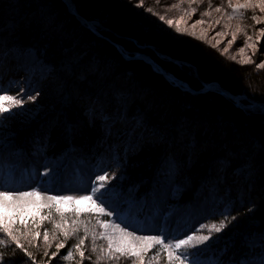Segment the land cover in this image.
I'll use <instances>...</instances> for the list:
<instances>
[{"label": "trees", "instance_id": "obj_1", "mask_svg": "<svg viewBox=\"0 0 264 264\" xmlns=\"http://www.w3.org/2000/svg\"><path fill=\"white\" fill-rule=\"evenodd\" d=\"M217 1L222 4L220 11L226 10L225 5L228 0H209V2L207 0H159V2L158 0H143V3L151 9L150 13L155 15L161 13L164 16L168 15L167 18H180L189 17L191 13H194L193 15L197 14L199 18L204 10L208 12L212 2ZM69 2L73 10L85 18L95 31L103 36L96 35L72 15L63 0H0V30L16 20V16L21 17L20 15L26 12V15H22L20 21L17 22V26L7 32H0V43H4L2 47L10 48L9 45H15L23 50L32 49L42 63L50 66L52 72H46L43 76L37 71L26 73L29 80L25 87L29 88L31 95L37 96V92L39 95L34 102L26 101L28 105L25 106L30 112L28 116H31L26 118L31 122L30 133L33 138L28 137L22 145H38L47 156H52V151L56 155L64 153L75 156L84 163L92 162L94 167H98L99 164L109 172L114 162L108 167V146L115 141V137H123L121 144L125 154L123 155L124 150H120L117 154L119 159L117 171H122L120 173L126 177L130 176L132 180H129V183L132 188L134 187L135 193L138 192L144 196H148L152 191L151 181L157 171V165L163 163L166 157L176 158L174 154L180 148V155L185 157L186 161L184 166L178 167L174 173L178 187V196L174 202L185 204L194 196L193 192L196 193L195 186L204 187L215 183L216 188L219 189L216 190L220 198L219 209L224 206L223 204L233 206L226 227L231 228L237 225L239 229L229 231L226 227L224 228V234L230 241L223 244L221 248L223 254L218 259L231 264L232 259L243 261L264 252V206L247 213L244 211L249 206L247 203L250 199L254 195L257 196L254 190L255 185H260L264 189V114L244 107L247 104L245 99L239 100L240 104H237L234 99L218 91L192 93L182 90L168 82L143 60L123 58L114 44L121 49H127L130 53L148 55L166 70V73L186 83L194 91H198L204 82L211 81L213 84H219L232 96L244 95L259 103H264V70L252 69V66L246 64L241 66L221 54L214 46H210L193 35H177L172 32L170 34L151 22V24L144 22L142 18L141 22L137 16L131 19V25H127L123 17H130L135 13V5L139 0H69ZM161 9H167L168 13ZM31 13H37L39 17L44 18L43 26L50 27L53 31L46 35L41 29L46 27L39 26L38 29L34 27V24L31 25V22L27 21V15ZM206 17L204 20H212V16ZM60 21L74 23L80 28L82 36L86 35L93 44L95 43L93 48H98L97 54L86 49L89 46L84 49L78 38H73L72 44L69 43L70 28L69 30L64 29L66 31L61 34L60 29L56 28ZM137 22L139 26L136 25ZM262 45L264 46L261 42V47ZM61 47L62 51L59 49ZM261 47L263 51L264 48ZM76 49L77 53H75ZM7 50L3 49V51ZM102 53L112 61L113 65L107 71L109 74L117 66L118 70L124 71V77L128 78L118 80L113 76L110 79L107 76L108 73H105L101 76L99 85L92 82L91 74L85 73L80 84L76 85L75 81H72L67 86L68 90L63 94L61 104L59 100L54 107L53 98L50 99V104L45 102L43 94L47 90V83L56 72L61 73L64 70L61 61L63 57L60 55L64 57L72 55L71 57L78 58L77 65L81 69L82 65H85V69H96L97 63L91 65L90 59L91 57L94 59V56L97 59L102 58ZM80 54L82 56L88 54V57H81ZM170 58L186 63L191 71L186 67L181 68L169 62ZM1 65L4 64L0 62ZM118 70L113 73L122 76ZM188 71L191 74H187ZM3 72L0 69V77ZM110 81L111 85H108ZM139 81L146 82L144 85L149 87L150 92H145L150 95L143 93L144 91H135V86ZM20 84L21 82L18 81L16 89H21ZM121 91L126 96L120 100L117 99L116 94ZM14 93L15 90L9 92L11 95ZM165 98H171L174 101L171 100L170 104L166 102V105L165 102L157 105L159 110L154 108L156 104L154 100ZM34 106L39 108L33 110ZM72 107H74L75 114L72 113ZM93 108L97 110L94 122L91 111ZM177 113L184 116V119L176 123ZM103 116L107 122L106 132H100L97 129ZM77 123L82 125L81 129ZM200 123L205 124L203 130L200 131L201 135L196 129ZM10 126L14 127L13 124ZM175 126L179 134L174 132L177 129L174 128ZM182 129L186 131V135L181 133ZM137 130L143 135L140 144L139 141L133 139L134 135L138 134ZM172 130L174 140H172L173 143L168 142L169 149L163 150L166 144L161 143L163 145L161 150L152 149L144 155V158L141 157L143 160L138 159L139 154L144 153L147 148L144 145L146 142L144 135L148 136V133H152L159 140L164 135L170 134ZM25 133L27 135L28 132ZM212 134L221 141L217 142ZM234 134L236 138L233 137ZM21 138L22 135H18V139L21 140ZM148 139L151 138L148 136ZM182 143L184 146L181 145ZM54 154L53 156H56ZM202 156L209 158L206 163L203 161L204 166L201 165L203 162L199 158ZM176 159H174L175 162ZM180 171L183 174H180ZM227 175H232V179L237 181L236 190L234 187L233 190L231 188L226 190L225 187L223 190L220 189L221 181H218V178L225 180ZM242 179L246 180L245 184L240 181ZM243 194L246 200L240 199L239 201ZM56 213L58 212L53 208L42 210L38 214L39 217H34L33 221H28L25 225L10 227L11 235L0 233V241H2L0 242V264H24L29 260L28 253H31L36 264H127L123 260L97 259L102 255L100 248L106 249L101 239L93 240L94 234L98 236L100 233V227L97 224L99 217L93 214H80L74 218L71 213L65 212L63 214L69 217L70 221L59 224ZM213 216L215 219L208 218ZM233 216L236 217L235 220L232 219ZM208 217L205 219L206 223H218L223 219L217 215V212ZM74 219H76L75 223ZM56 225L60 227L57 228ZM45 230L48 231L47 241L43 240ZM74 230L77 231L73 235ZM64 233H69V235L66 247L60 249V254L72 248L74 258L63 261L58 255L49 259L51 253L56 251V245L65 242ZM248 237H258V244L249 248L241 242ZM81 238H85V243L80 250L85 251L86 256L91 255V260L84 259L81 262L79 251L73 247ZM93 243L97 247L96 253L90 252ZM17 244L21 247H16ZM218 250L215 252L219 253ZM45 251L49 256L44 255ZM152 253L148 254L152 257ZM154 259L158 261V264H167L162 253ZM134 264H137L135 258Z\"/></svg>", "mask_w": 264, "mask_h": 264}, {"label": "rangeland", "instance_id": "obj_2", "mask_svg": "<svg viewBox=\"0 0 264 264\" xmlns=\"http://www.w3.org/2000/svg\"><path fill=\"white\" fill-rule=\"evenodd\" d=\"M207 1L209 2V0ZM212 3L209 5V9H208L209 16H212V20L211 19L205 20L204 24L197 23L195 24L194 28L192 27L194 22L200 19H204L205 16H200L199 19L197 14L193 15L194 13H191L192 15L190 14L189 17L167 18L168 15H165V17L166 19H171L173 21L181 20V24H180L181 32L187 31L188 34L195 36L197 39L206 42L210 46H214L217 51L225 55L231 61L241 64V61L246 60L249 56L255 53L256 55L254 62L244 63V64L252 66V69H257L255 65L259 63L261 60H264V49L263 51L260 49L261 42L264 44L263 42L264 39L261 38V32H260V29L264 27V12H261L259 8L254 7L253 5L261 3V0H228V2L226 1V5H225L226 10L219 12L215 11V8L216 7L221 8L222 4L218 1L216 3H213V5ZM245 3H249V8L247 7L248 11L246 8V9H241L238 12L234 13L232 11V8L229 7V4L235 7L238 4H245ZM70 7L72 8L71 5ZM146 7L148 8V6ZM161 11H165L168 13L167 9H161ZM134 12L135 13L133 15L131 14L130 17L127 16L123 17V19L126 20L127 25L128 24L131 25L132 22L131 19L136 18L137 16V18H139L140 21L142 18L144 22L146 23L151 22L154 25L161 27L162 30L168 31V33L170 32V34L171 32L172 34H177L175 25L172 28H169L166 22H162L159 20V15H163V14L159 13L158 15L157 13V15H155L139 7H135ZM203 12H205V10ZM36 14L37 13H31L27 15L28 16L27 21H30L31 25L34 24V27L38 29L39 26L46 27L43 26L42 24L44 18L39 17L40 15L39 14L36 15ZM253 14H255L256 18L260 21L259 24H256L251 19ZM22 15H26V12H23V14H21L20 16L22 17ZM21 17L16 16L15 17L16 20L8 23L7 27L1 29L0 32H4V31L7 32L9 31V29L11 30L12 27L14 28L15 26H17L18 24L17 22ZM136 21H138V19ZM217 21H219V24L216 23ZM141 22L140 24H142ZM140 24L138 22L136 23V25L138 26ZM57 27L58 29H60L59 32H61V34L62 32L69 30L70 28V36L68 38L69 43L72 41L73 38L74 39L78 38V41H81L82 46H84V49L87 46H89V48L86 49H88L91 53L97 54L98 48H93L95 43L93 44L92 40H90V38L87 37L86 35L82 36V34L80 33L81 31L80 28L76 27L74 23H70V22L66 23L65 21L62 22L60 21L58 22V25H56V28ZM140 27L141 29H143L142 26ZM41 29L42 32L45 33L46 35H49L48 33L53 31L50 29V27L41 28ZM214 32H220L222 33V35H214ZM98 34L100 35V33ZM233 35L236 36L235 43L229 45L227 41L232 40ZM100 36L103 35L101 34ZM248 36H251V40L248 41V44L251 45L250 47L245 44V41ZM218 41H221L222 43L220 45H217ZM258 41H259V45H258ZM2 46H4L3 42L0 43V62L4 65H1L0 69L1 71L4 72L0 77V82H1L0 87H6V88L10 87L12 90H15V93L12 96L17 95L20 92V89H16V84L18 81L21 82L19 87L22 85L20 88L26 86V83L29 80L28 77L26 76L27 72L31 73L33 71H37L38 74H40L41 76L46 74V72L48 73L51 72L50 66L48 64L42 63L41 59L38 58V56L34 53L32 49L23 50L21 48L16 47L15 45L12 46L9 45L10 48H3ZM242 47L244 48V51L240 52V49ZM261 48H264V46L262 45ZM3 49L4 50L8 49V50L3 51ZM59 49H61L62 51V47ZM117 49H121V48L119 47ZM226 49H228L227 52L225 51ZM102 52L104 51L102 50ZM75 53H77V49ZM60 56L63 57L65 60L64 62H63V58L61 60L63 64L62 67L64 68V70L61 73L56 72V74L51 77L49 83H47L46 85L48 86L47 90L43 94V99L48 104H50V99L53 98L52 105L54 107H56V104H58L59 100H61L60 104L63 102L62 96L63 94H65V92H67L66 91L68 90L67 86L72 81H75L74 84L76 85L80 84V81L83 80V75L86 73V74H91V79L93 83L100 85L101 76L105 73L107 74L108 69H110L113 65L111 59L106 54L103 53H102V58L100 57L99 59H97L94 56V59L92 57L90 59L91 65L97 63L98 67L102 69V71L100 72H96L95 68L93 67H92L93 69L91 68L85 69L84 67L85 65H82V69L79 68V66L77 65L79 61L78 58H73L71 57L72 55L66 57H64V55L63 56L60 55ZM86 56L88 57V54H85L84 56L81 55V57H86ZM232 57H235V59H232ZM171 60L177 66H180L181 68L186 67L188 70L191 71V69L188 68V65L186 63L176 61L173 59ZM100 64H102V66ZM118 68L119 67L115 66V70L114 71L111 70V73L110 74L108 73L107 76L110 79L114 76L118 80H120L121 78L123 79L128 78V77H124L125 76L123 74L124 71L122 69L120 71L118 70ZM117 70L118 73H120L122 76L113 73V72H117ZM257 70L262 71L264 70V68ZM190 71H188L187 74H191L189 73ZM144 83L143 81H139L137 86H135V91H141V92L144 91L143 93L149 94L147 93L148 91L150 92L149 87L144 85ZM108 85H111V81L110 83H108ZM122 90L126 91V89H122ZM116 91L118 90L116 89ZM0 94L11 95L9 94V92L0 93ZM116 95H117L116 96L117 99L120 100L121 98H124L126 96V94H124V92L122 93V91L118 92V94ZM235 97H244V95L235 96ZM244 99L247 101V104L244 107L252 110H257L264 114V103L255 102L254 100L247 97L243 99L238 98L237 100L234 101H236L237 104H240L239 100H244ZM171 100L174 101V99L171 98L157 99V101L154 100L156 102V104H154V108H157L156 107L157 105L159 106V104L164 102L165 105L166 102L170 104L172 102ZM25 101H27V99ZM27 103L25 102L24 104V110H21L19 108H13L11 110V114L3 113L2 115H0V183H3L7 186L22 191H32V190L38 191L40 187H43L44 189H48L49 191H45L41 193L39 197H35V196L25 197L22 200H16L15 204L28 206L22 212L19 213L14 212L12 208L0 209V217L3 216L14 217L11 223H9L6 219H0V226H3L4 224H9V227L13 228L16 225H25L28 221H33L32 219H34V217H39L38 214L41 213L42 210L51 209L47 207V205L51 204V201L47 199V197L50 195H57L58 193L63 196H72V197H78V195H86L87 193L78 190H83L86 187L90 188L89 182L95 179V174L97 172L103 174V172L100 171L103 168L99 164L98 167L97 166L94 167L92 162L84 163L75 156L65 155L64 153L56 155L54 154L55 153L54 151H52V156H47L44 153V150H42L38 145H28V144L22 145L28 139V137L33 138V135H31L30 133L31 122L28 120V118H26L29 117L28 115L30 114L29 110L25 106L28 105ZM177 104L179 105V103ZM74 107H72V111ZM33 108H34L33 110H35L39 107L34 106ZM165 108H163V110ZM159 109L160 108H157V110ZM72 113L75 114L76 113L75 110ZM175 118L177 123V121H182L184 119V116H182L180 113H177ZM100 121H101L100 125L99 127L97 126V129H99L100 132H106L107 122L105 121L104 116L100 119ZM79 123L77 124L79 125V129H81L82 125ZM10 124H13L14 127L10 126ZM204 127H205L204 123H202V125L201 123L198 124V128L196 129L197 131L199 130V135H201L200 131H202ZM210 127L211 126L209 125L208 128L210 129ZM174 128L176 129L177 127L175 126ZM173 130L172 132H170V134L164 135V137L163 138L161 137L159 140L158 137L156 135H152V133L147 134L151 139H148V136L144 135L146 141L144 145H146L147 148L144 153L139 154L138 159L143 160L144 155L148 153V151L150 150L152 151V149L157 148L158 150H161V148L163 147L161 143L166 144L165 149L163 150L166 151V149H169L170 147L168 145V142L171 141L173 143L172 140H174ZM207 131L209 132V130ZM25 132H28L27 135ZM136 132L138 134L134 135L133 139L139 141L140 144L142 142L143 135L141 132H138V130ZM174 132L176 133L179 132L178 128L174 130ZM181 133L183 135H186L185 134L186 131L184 129L181 130ZM122 134L124 135L125 133ZM18 135H22L21 140L18 139ZM212 135L215 138V135L214 134ZM233 137L236 138L237 136H235L234 134ZM122 138L115 137V141L112 144H110V146H108V153H107V159H108L107 163L109 162L108 167L111 165L112 162L114 163L113 166L110 168L111 170L109 172L107 171V173L109 177H112L113 174H115V178L109 179L108 181L109 186L112 185L116 186V195H112L109 197L112 206L118 207L127 204V207L123 208L121 215V219L126 220L127 223L130 225V227L126 229L127 231H132V228H137L140 230L134 233V235L137 236L155 235L158 232L163 231L168 233L169 236L179 235L180 238H183L182 233L186 232L188 230V226L193 223H196L197 226L198 223H205L208 225H212L215 223L217 227L219 226L218 224L219 222L206 223L205 221V219L208 216L218 212L219 209L220 198L216 193V190L219 189L216 188L217 186L215 185V183L209 182L210 184L204 187L195 186L196 193L195 191L194 192L192 191L194 196L191 199H189V201L185 204H179L174 202L176 196H178V187L175 181L176 179L174 173L178 167L182 168L186 161V158L180 155V148L178 149V152L175 151L176 153L174 154V156H176L177 159L175 157H173V159L166 157L163 163L157 165V171L155 172L153 176L154 178L151 181L152 185L150 184L152 186V191L149 193V195L144 196V195H140L141 193L138 192L135 193L134 187L132 188L131 183H129L130 182L129 180H132L131 177L130 176L126 177L124 174L120 173L122 171L120 172L117 171V168L119 167V164L117 163L119 160L117 154L120 152V150L122 151L124 150V147L121 144ZM130 140H132L131 137ZM216 141L220 142L221 140L219 141L218 139H216ZM181 145L184 146L183 143ZM246 147H248V145H246ZM57 150L59 151L60 149ZM53 154L56 156H53ZM124 154H125V150L123 152V155ZM142 156L143 158L141 159ZM205 157L204 156L199 157L200 161L202 162L204 161L206 163L207 162L206 160L209 158L208 157L205 158ZM174 159L177 160L176 161L177 163L175 162ZM204 162L201 165L204 166L205 165ZM145 166H147V164H145ZM41 172H45V175L41 176L40 175ZM180 174H183V172L180 171ZM218 175L220 176L219 173ZM232 178H233L232 175L231 176L227 175V177H225V180H220L222 179L221 177L218 178V181H221L220 189L223 190V188L225 187L226 190L227 188L229 189L231 188L233 190L234 187V189L236 190L237 181H235V179ZM240 181H243V184H245L246 180L242 179ZM123 184L124 186H122ZM120 188L125 189L126 191H121ZM254 190L257 192V196L254 195L250 199V202L247 203L249 206L246 207V210H244L246 213L252 210H256L258 209V207L260 208V206H264V189L260 185H255ZM245 197L246 196H244L243 194L239 198V201L240 199H244L243 201H245L246 200ZM38 205L43 207L37 209L36 206ZM57 207L61 211L56 213L55 216L58 217L57 218L58 223L63 224L66 221L68 222L70 221L69 217L65 216V214L63 213L65 212L71 213L74 218H77L78 216L76 212L73 211V209H87L88 207H90V204L84 201H81L79 203L66 202L58 205ZM52 208L56 210V207H52ZM81 214L95 215L94 213H87V212H81ZM21 221H23V223H21ZM75 222L76 219H74V223ZM226 229L229 231L230 230L233 231L239 228L237 227V225H233L231 226V228L226 227ZM101 231H104V229L100 228V232ZM200 234L207 235L208 233L207 231H205ZM211 235H212L211 240L205 242V244L203 245H200V248L202 249L201 254L198 257L200 264H217V261H219L218 258L221 256V254H223V251L221 250L223 244L230 241V239H228L227 236H225L224 229L220 233L213 232ZM236 235L238 236V233ZM13 239L16 240V238ZM43 240L45 239L43 238ZM101 240L105 243L106 245L105 247L107 248V241L103 239ZM241 242L242 243L244 242V244L249 248H253V246H256L258 244L259 238L248 237V238H244V240ZM216 250H218L219 253L215 252ZM156 251L162 253L163 258L167 261L166 254L162 250H160L159 246H156L150 252L152 253ZM262 259H264V252H260L258 253V255L250 257L246 260L250 262V264H261ZM137 264H141V261L139 259H137ZM143 264H158V261H156V259H154L153 256L151 257L147 253L144 256Z\"/></svg>", "mask_w": 264, "mask_h": 264}, {"label": "snow or ice", "instance_id": "obj_3", "mask_svg": "<svg viewBox=\"0 0 264 264\" xmlns=\"http://www.w3.org/2000/svg\"><path fill=\"white\" fill-rule=\"evenodd\" d=\"M159 2V0H158ZM264 0H261V3L253 5L254 7H257L260 9L261 12H264ZM136 7L142 8L145 11H151V9L147 8L146 5L143 3V0H139V2L135 5ZM229 7L232 8V11L238 12L241 9H246L249 7V3L245 4H238L235 7H233L231 4H229ZM215 11L219 12L220 7H216ZM209 12L205 11L202 13V16H208ZM231 18V17H230ZM251 19L256 23L259 24L260 21L256 18V15L253 14ZM159 20L162 22H166L167 26L169 28H172L175 25L176 32L178 35H186L188 34L187 31L181 32L180 31V24L181 20L173 21L171 19H166L164 15H159ZM186 23V22H185ZM204 24L205 20L200 19L194 22L192 27L194 28L195 24ZM219 24V21L216 22ZM261 32V38H264V27L260 29ZM214 35H222L220 32H214ZM236 36L233 35L232 40L227 41L229 45H232L235 43ZM251 40V36H248L245 44L247 46H251L248 44V41ZM222 42L218 41L217 45H220ZM259 45V41H258ZM120 52V55L125 59H132L136 54L130 53L127 49H118ZM226 52L228 49L225 50ZM244 48L242 47L240 49V52H243ZM255 53H253L251 56H249L246 60L241 61V66H243L244 63H253L255 60ZM232 59H235V57H232ZM169 62H172L171 60ZM257 69L264 68V60H261L259 63L255 65ZM96 72L102 71L101 68L97 67L95 69ZM154 71L166 74V70H164L160 65H154ZM174 84H177L178 86H182V82L176 81L173 78L172 81ZM213 82L206 81L201 85V88L199 91L206 92L212 90ZM12 89L10 87H0V93H8ZM39 93L37 92V96ZM37 96L31 95V92L28 87L21 88L20 92L15 95H7V94H0V115L3 113H9L11 114V110L13 108H19L21 110H24V104H25V97H27L28 101H35ZM92 119L93 122L95 121L97 117V110L93 108L92 110ZM47 171V169H46ZM101 172L103 174H100L97 172L95 174V179L90 181V188L86 187L83 191L87 193L86 195H78V197H72V196H63L59 193L57 195H50L47 197L49 201H51V204L47 205V207L52 208L56 207L57 212H60L61 210L57 207L58 205L62 203H79L81 201L88 202L90 204V207L87 209H73V211L76 212L77 216L81 214V212H87V213H94L97 217H100V219H97V224L101 229H104V231H101L98 236L94 234L93 240L95 239H103L107 241V248H100L101 256L97 257V259H115L117 261H125L127 264H134V258L139 259L141 261V264H143L144 256L149 253L152 249H154L156 246H159L160 250H162L167 257V264H200V261L198 257L201 254L202 249L200 248V245L205 244V242L212 239V233H220L229 223L228 217L231 215V212L233 210V206L231 204H225L222 208L218 209L217 215L223 217L222 220L219 221V226L217 227L216 224L208 225L205 223H198V226L196 223H193L188 226V230L186 232H183V238H180L179 235L175 236H169L168 233L160 231L155 235H134L135 232L140 231L137 228H132V231H127L130 227V225L127 223L126 220L121 219L122 210L123 208L127 207V204L123 206L113 207L112 203L109 200V197L112 195H116V186L108 185L109 179L115 178V174H113L112 177H109L106 170L101 169ZM41 176L45 175V172L40 173ZM49 191L48 189H44L43 187H40L39 190H32V191H22L19 189L12 188L10 186H7L3 183H0V209H7L12 208L14 212H22L25 210L27 205H19L15 204L16 200H22L25 197H39L41 193ZM15 204V206H14ZM37 209L43 206H36ZM112 218V219H110ZM211 219H215V216L208 217ZM0 219H6L9 223L14 219L12 216H3L0 217ZM233 220L236 219V217H232ZM23 223V221H21ZM57 228L60 227V225H56ZM77 230H74L73 235L75 234ZM207 231V235L200 234ZM0 233L11 235V230L9 227V224H4L3 226H0ZM191 233V234H189ZM39 235V234H37ZM69 233H64L65 236V242L64 243H58L56 245V251L51 253V256H49L48 252L45 251L44 255L49 256V259L52 257H56L60 255V259L63 261H67L70 259H73V251L72 248H68V250L64 254H60V249L66 247V241ZM44 239L47 241L48 239V231H44ZM2 242V241H0ZM85 238L79 239V241L73 245V247L79 251V255L81 258V262L84 259L91 260V255L86 256L85 251L80 250L81 246L84 245ZM16 247H21V245L17 244ZM97 247L95 243H93L92 248L90 249L91 253H96ZM153 257L159 255V252H153ZM29 260L24 262V264H36V261L32 258L31 253H28ZM217 264H226L225 261L222 259L217 261ZM231 264H250L246 259L245 260H236L232 259ZM261 264H264V259L261 260Z\"/></svg>", "mask_w": 264, "mask_h": 264}, {"label": "water", "instance_id": "obj_4", "mask_svg": "<svg viewBox=\"0 0 264 264\" xmlns=\"http://www.w3.org/2000/svg\"><path fill=\"white\" fill-rule=\"evenodd\" d=\"M63 2L66 4V6L68 7V11L73 14L74 16H76L79 20H81V22H83L92 32H94L95 34L99 35L95 29L90 25V23L85 20L84 18L80 17L71 7H70V4H69V1L68 0H63ZM117 48H119V46L117 44H114ZM134 58H137V59H141L143 60L144 62L148 63L152 69L154 70V65H158L152 58H150L148 55L146 54H141V53H137ZM161 74V73H159ZM168 82H171L174 86L182 89V90H187L189 92H192V93H201V91H194L192 90L186 83L182 82L181 80H179L178 78H176L175 76L171 75V74H161ZM173 78L176 80V81H179V82H182V86H178L177 84H174L172 81H173ZM211 91H218L219 93L225 95V96H228V97H231L232 99L234 100H237L238 98H246V96L244 97H235V96H232L230 95L227 91H225L223 88L220 87L219 84H213L212 85V90Z\"/></svg>", "mask_w": 264, "mask_h": 264}, {"label": "bare ground", "instance_id": "obj_5", "mask_svg": "<svg viewBox=\"0 0 264 264\" xmlns=\"http://www.w3.org/2000/svg\"><path fill=\"white\" fill-rule=\"evenodd\" d=\"M20 20V19H19ZM19 20H18V22H19ZM75 67V66H74ZM85 67V66H84ZM75 70V69H74ZM69 73V72H68ZM85 75V74H84ZM68 77V76H67Z\"/></svg>", "mask_w": 264, "mask_h": 264}]
</instances>
